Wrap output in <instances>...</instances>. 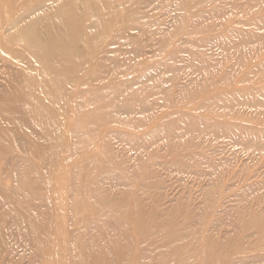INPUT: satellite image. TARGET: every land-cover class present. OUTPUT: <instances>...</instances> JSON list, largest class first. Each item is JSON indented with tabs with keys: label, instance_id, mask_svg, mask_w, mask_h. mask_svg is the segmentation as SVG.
<instances>
[{
	"label": "rangeland",
	"instance_id": "1",
	"mask_svg": "<svg viewBox=\"0 0 264 264\" xmlns=\"http://www.w3.org/2000/svg\"><path fill=\"white\" fill-rule=\"evenodd\" d=\"M73 1L0 0V264H264V0Z\"/></svg>",
	"mask_w": 264,
	"mask_h": 264
},
{
	"label": "bare ground",
	"instance_id": "2",
	"mask_svg": "<svg viewBox=\"0 0 264 264\" xmlns=\"http://www.w3.org/2000/svg\"><path fill=\"white\" fill-rule=\"evenodd\" d=\"M74 1H75V0H74ZM74 1H73V2H74ZM75 2H77V1H75ZM75 2L72 3V1H71L72 6L75 4L74 7H75L76 5H78V4L75 3ZM0 3H1V2H0ZM83 3H84V2L82 1V4H83ZM85 4H86V3H85ZM0 5H1V4H0ZM74 7H71V8H74ZM68 9H70V7H69V3H68ZM61 10H64V11L67 10V6H66V8H63V9H61ZM0 12H1V11H0ZM59 14H60V13H59ZM61 14H62V13H61ZM62 16H63V15H62ZM53 46H54V45H53ZM35 48H36V47H35ZM37 50H38V49H37ZM33 53H34V52H33ZM38 53H39V52H38ZM33 55H34V54H33ZM45 69H46V68H45ZM47 70H48V69H47ZM47 72H48V71H45V70L42 68L41 73L43 74V77H44V78L47 77V76H46L47 74L50 75V72H48V73H47ZM46 73H47V74H46ZM42 74H41V76H42ZM51 74H52V73H51ZM52 76H53V74H52L51 76H49V77H52ZM49 77H48V78H49ZM44 78H43V80H44ZM46 79H47V78H46ZM46 79H45V80H46ZM52 79H53V78H52ZM47 80H48V81H51L50 79H47ZM47 80H46V81H47ZM51 82H52V81H51ZM51 82H50V83H51ZM14 193H15V192H14ZM16 193H17V192H16ZM16 193H15V195L18 196V193H17V194H16ZM16 210H17V209H16ZM14 211H15V209L13 210V213H14V215H15V212H14ZM17 212H18V210H17ZM11 213H12V212H11ZM22 214H24V213H21V215H22ZM12 215H13V214H12ZM16 216H18V215H16ZM14 217H15V216H14ZM19 217H20V216H19ZM19 217H16V218H19ZM23 217H24V216H23ZM23 217H22V219H23ZM16 218H14L15 221H14V219L12 220V222H13V221L15 222V223H12V224H15V226L19 225V229H20V227H21V229H23L22 219H20V218H19V219H16ZM23 220H24V219H23ZM10 223H11V221H10ZM12 224H10L11 226H10V225H9V226L13 228L14 226H13ZM16 224H17V225H16ZM21 224H22V225H21ZM10 227H9V229H10ZM17 227H18V226H17ZM14 228H15V227H14ZM16 229H17V228H15V230H16ZM37 230H38V229H37ZM39 230H40V229H39ZM17 231H19V230H17ZM19 232H20V231H19ZM21 232H22V230H21ZM35 232H36V231H35ZM28 241H29V240H28ZM26 243H27V242H26ZM37 244H38V243H37Z\"/></svg>",
	"mask_w": 264,
	"mask_h": 264
}]
</instances>
